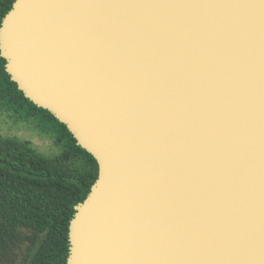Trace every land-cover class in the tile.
Masks as SVG:
<instances>
[{"label": "water", "instance_id": "95a60500", "mask_svg": "<svg viewBox=\"0 0 264 264\" xmlns=\"http://www.w3.org/2000/svg\"><path fill=\"white\" fill-rule=\"evenodd\" d=\"M0 56L98 164L67 264H264V0H16Z\"/></svg>", "mask_w": 264, "mask_h": 264}, {"label": "trees", "instance_id": "16d2710c", "mask_svg": "<svg viewBox=\"0 0 264 264\" xmlns=\"http://www.w3.org/2000/svg\"><path fill=\"white\" fill-rule=\"evenodd\" d=\"M16 0H0V26ZM0 56V100L22 122L34 123L41 134L62 144L66 153L83 159L74 173L40 156L29 142L0 138V223L32 230L29 264H67L69 227L75 206L82 203L98 178L95 158L81 148L66 125L24 96Z\"/></svg>", "mask_w": 264, "mask_h": 264}, {"label": "rangeland", "instance_id": "374dc122", "mask_svg": "<svg viewBox=\"0 0 264 264\" xmlns=\"http://www.w3.org/2000/svg\"><path fill=\"white\" fill-rule=\"evenodd\" d=\"M0 138L29 142L44 159L57 167L70 168L72 173L84 165L82 158L66 153L61 143L48 134H41L34 123L22 122L14 113L6 111L1 100ZM41 240L42 236L38 238L32 230L1 221L0 264H29L32 244Z\"/></svg>", "mask_w": 264, "mask_h": 264}]
</instances>
